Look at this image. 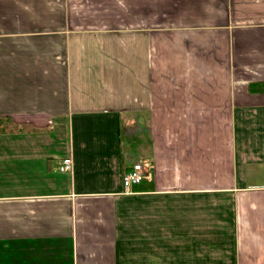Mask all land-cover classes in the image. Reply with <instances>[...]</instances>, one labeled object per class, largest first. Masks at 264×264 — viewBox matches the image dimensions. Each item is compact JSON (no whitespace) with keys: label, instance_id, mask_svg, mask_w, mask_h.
Listing matches in <instances>:
<instances>
[{"label":"crops","instance_id":"crops-1","mask_svg":"<svg viewBox=\"0 0 264 264\" xmlns=\"http://www.w3.org/2000/svg\"><path fill=\"white\" fill-rule=\"evenodd\" d=\"M0 264H264V0H0Z\"/></svg>","mask_w":264,"mask_h":264},{"label":"built area","instance_id":"built-area-1","mask_svg":"<svg viewBox=\"0 0 264 264\" xmlns=\"http://www.w3.org/2000/svg\"><path fill=\"white\" fill-rule=\"evenodd\" d=\"M70 168V159H64L60 171H69ZM144 176L145 173L143 166L134 159H130L122 175V187L124 192H128L130 188L133 185L138 184Z\"/></svg>","mask_w":264,"mask_h":264}]
</instances>
